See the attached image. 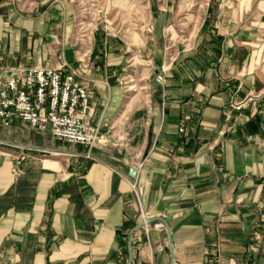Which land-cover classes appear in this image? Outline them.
I'll return each instance as SVG.
<instances>
[{
  "label": "crops",
  "instance_id": "1",
  "mask_svg": "<svg viewBox=\"0 0 264 264\" xmlns=\"http://www.w3.org/2000/svg\"><path fill=\"white\" fill-rule=\"evenodd\" d=\"M204 16L131 81L123 42L97 36L86 121L103 145L0 124V264H264V0ZM73 31L61 0H0V70L77 69Z\"/></svg>",
  "mask_w": 264,
  "mask_h": 264
},
{
  "label": "rangeland",
  "instance_id": "2",
  "mask_svg": "<svg viewBox=\"0 0 264 264\" xmlns=\"http://www.w3.org/2000/svg\"><path fill=\"white\" fill-rule=\"evenodd\" d=\"M10 1L20 10L29 11L45 0ZM61 1L69 7L74 20L70 41L78 67L70 71L79 70L82 62L89 63L93 69L89 57L92 56L99 36L105 41L111 38L123 42L129 52V60L135 63L128 73V81H131L130 76L134 72L147 66L154 49L170 59L178 50L190 44L188 40L192 39L197 30L198 16L202 22L211 0ZM62 68L69 70L67 66Z\"/></svg>",
  "mask_w": 264,
  "mask_h": 264
},
{
  "label": "built area",
  "instance_id": "3",
  "mask_svg": "<svg viewBox=\"0 0 264 264\" xmlns=\"http://www.w3.org/2000/svg\"><path fill=\"white\" fill-rule=\"evenodd\" d=\"M91 76L92 68L85 62L79 70L69 72L63 68L3 67L0 70V124L20 123L48 132L59 142L89 150L103 145L105 134L86 121ZM180 131L184 132V128ZM13 173L18 175L20 170ZM131 189L138 197L136 184ZM142 220L146 225L148 218L144 216Z\"/></svg>",
  "mask_w": 264,
  "mask_h": 264
},
{
  "label": "water",
  "instance_id": "4",
  "mask_svg": "<svg viewBox=\"0 0 264 264\" xmlns=\"http://www.w3.org/2000/svg\"><path fill=\"white\" fill-rule=\"evenodd\" d=\"M158 90H161L159 86H158ZM132 176L134 177V174H132Z\"/></svg>",
  "mask_w": 264,
  "mask_h": 264
}]
</instances>
